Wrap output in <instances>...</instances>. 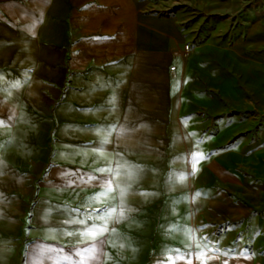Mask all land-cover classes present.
<instances>
[{
  "label": "crops",
  "instance_id": "0c3cea01",
  "mask_svg": "<svg viewBox=\"0 0 264 264\" xmlns=\"http://www.w3.org/2000/svg\"><path fill=\"white\" fill-rule=\"evenodd\" d=\"M196 2L237 13L251 5V27L233 49L264 61V0ZM160 8L148 0H0V264H79L76 251L93 244L87 264H131L119 225L133 217L150 222L136 242L147 244L142 264H264V127L244 125L238 132L247 134L214 156L200 145L180 117L177 85L190 51L181 49L177 19ZM164 103L168 115L176 110L172 154ZM171 155L187 178L166 186ZM151 171L158 186L146 183ZM107 181L113 191L94 200ZM105 222L104 236L81 237ZM204 238L214 247L200 256Z\"/></svg>",
  "mask_w": 264,
  "mask_h": 264
},
{
  "label": "rangeland",
  "instance_id": "374dc122",
  "mask_svg": "<svg viewBox=\"0 0 264 264\" xmlns=\"http://www.w3.org/2000/svg\"><path fill=\"white\" fill-rule=\"evenodd\" d=\"M148 1L161 4L160 12L177 19L185 38L181 49L186 45L190 47V53L184 57L187 65L184 79L177 85L182 100L180 117L185 126L198 131L197 141L200 145L205 146L206 151L209 150L210 155L214 156L229 143L245 136L246 128L242 132L238 130L251 121L257 122V129L261 130L264 127V61L256 62L250 56H242L233 49L235 41L244 38L251 27L253 20L247 13L251 5L245 4L237 13L214 6L208 8L196 0ZM162 117H168L171 125L172 154L180 147V143L174 139L177 130L175 108L168 115L164 103ZM148 127L152 129L154 137L160 136L158 128L156 131L154 125ZM155 150L160 153L159 149ZM175 162L180 165L182 159L171 155L166 186L173 176L180 183L178 178L181 175L175 173L173 168ZM157 175V172L151 171L146 183L158 186ZM215 195L218 197L219 193ZM197 220L201 223V218ZM222 225L217 221L215 232ZM119 229L128 243L130 263L142 264L147 244L142 242L137 245L136 242L139 235L149 232L150 222L133 217L125 224L121 223ZM226 241L227 238L221 236L219 247L225 245Z\"/></svg>",
  "mask_w": 264,
  "mask_h": 264
},
{
  "label": "snow or ice",
  "instance_id": "6c2138e0",
  "mask_svg": "<svg viewBox=\"0 0 264 264\" xmlns=\"http://www.w3.org/2000/svg\"><path fill=\"white\" fill-rule=\"evenodd\" d=\"M14 86L15 87H19V84H16ZM113 99H115V98L113 97ZM3 126H4V121L0 120V127H3ZM103 143H108L107 138H105L103 140ZM0 147H2V146H0ZM205 158L206 157L203 156V155H200L197 158V160L193 163L192 172H195V171L198 170L195 167V163H198L199 160H202V159H205ZM0 165H2V162H0ZM99 171H101V172H105V171L111 172L112 170L111 169H100ZM2 174H3L2 171H0V175H2ZM128 175H129V177H131V176L134 175V173L129 172ZM186 178L187 177L185 175H181V176H179L178 179L182 183ZM90 179H96V177H90ZM107 184H108V187H107L106 192H102V193L97 194L96 196L93 197L94 200H99L100 196L106 195L107 193H110V192L113 191L112 182L111 181H107ZM125 191H126V189H120L121 197H123L125 195ZM200 195H201L200 193H196V196H200ZM122 204H123V200H121V205ZM128 211H131V209H128ZM115 212H116V208L110 209L109 212H108V216L110 217L112 215V213H115ZM119 218H124V209H123V207H121V210L119 212ZM89 219H91V217H89ZM98 219H103V217H98ZM72 222L73 223H81V224L86 223V221H84V220H78V221H72ZM112 231H115V229H113ZM106 232H108V228H107V223L105 222V224L103 226H99V225L93 224L90 228H88L86 231L82 232L80 235L83 238H90V239L95 241L98 237L104 236V234ZM68 234L72 235V233H68ZM105 242H106L105 240H100L99 244L102 246ZM121 247H123V245H121ZM197 247L201 249L199 255L203 256L206 251H211L212 248L214 247V245H212L209 242L208 238H204V243L202 245H197ZM216 251L220 252L221 250L219 248H217ZM96 252H97V246H96V244H93L91 247L85 248L82 251L77 250L75 255H77V256H79L81 258L79 264H87V261L96 259V255H95ZM85 254H87V255H85ZM223 254L224 255H228L229 254V250H223ZM191 255H192V253H188L189 257H191ZM241 255L245 256V258H250L247 250H245V252L241 253ZM65 259H67V257H65ZM168 259H169V261H171V257H169ZM188 264H192L190 258L188 259Z\"/></svg>",
  "mask_w": 264,
  "mask_h": 264
},
{
  "label": "built area",
  "instance_id": "2783aa9c",
  "mask_svg": "<svg viewBox=\"0 0 264 264\" xmlns=\"http://www.w3.org/2000/svg\"><path fill=\"white\" fill-rule=\"evenodd\" d=\"M183 51H184L185 53H189V51H190V47H189L188 45L184 46Z\"/></svg>",
  "mask_w": 264,
  "mask_h": 264
}]
</instances>
